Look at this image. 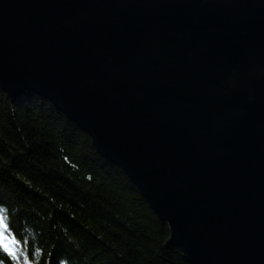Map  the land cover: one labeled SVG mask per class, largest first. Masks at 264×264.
<instances>
[{"label": "water", "instance_id": "1", "mask_svg": "<svg viewBox=\"0 0 264 264\" xmlns=\"http://www.w3.org/2000/svg\"><path fill=\"white\" fill-rule=\"evenodd\" d=\"M0 89L81 129L185 264H264V0H0Z\"/></svg>", "mask_w": 264, "mask_h": 264}, {"label": "trees", "instance_id": "2", "mask_svg": "<svg viewBox=\"0 0 264 264\" xmlns=\"http://www.w3.org/2000/svg\"><path fill=\"white\" fill-rule=\"evenodd\" d=\"M0 222L6 264H185L121 169L29 92L0 89Z\"/></svg>", "mask_w": 264, "mask_h": 264}, {"label": "rangeland", "instance_id": "3", "mask_svg": "<svg viewBox=\"0 0 264 264\" xmlns=\"http://www.w3.org/2000/svg\"><path fill=\"white\" fill-rule=\"evenodd\" d=\"M0 243L2 246H4L5 244L8 245V247L13 251V244L12 242L3 234V229L1 227V222H0Z\"/></svg>", "mask_w": 264, "mask_h": 264}, {"label": "snow or ice", "instance_id": "4", "mask_svg": "<svg viewBox=\"0 0 264 264\" xmlns=\"http://www.w3.org/2000/svg\"><path fill=\"white\" fill-rule=\"evenodd\" d=\"M3 253H7L9 256L15 259V255L13 254L12 250L8 247L7 244L3 246ZM0 256H2V254H0ZM0 264H6V262L3 259H0Z\"/></svg>", "mask_w": 264, "mask_h": 264}]
</instances>
